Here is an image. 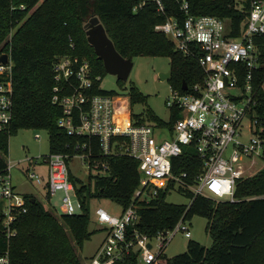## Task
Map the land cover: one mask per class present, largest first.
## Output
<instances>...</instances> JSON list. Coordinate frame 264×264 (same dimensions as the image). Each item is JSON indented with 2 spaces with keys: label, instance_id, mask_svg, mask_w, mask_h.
<instances>
[{
  "label": "trees",
  "instance_id": "1",
  "mask_svg": "<svg viewBox=\"0 0 264 264\" xmlns=\"http://www.w3.org/2000/svg\"><path fill=\"white\" fill-rule=\"evenodd\" d=\"M182 1L187 3L191 15L216 17L225 22L230 37L239 36L248 0H162L163 14L150 2L134 10L141 0H0V54L8 53L12 63V119L9 127L0 132V172L6 167L9 137L19 130L45 131L49 154L66 155L67 163L73 157L88 154L90 167L107 166L105 175L89 176L86 184L70 175L82 205L80 214L56 216L35 198L24 197L27 212L16 216L15 235L8 240L3 236L0 216V253L8 251L10 264H82L77 251L94 233L88 230L86 208L93 197L108 199L122 210L133 203L139 216L136 229L149 237L172 229L181 218L206 219L205 231L212 240L211 246L206 248L189 240L183 253L171 258L161 255L165 264H264V166L253 177L237 181L234 202L196 196L188 205L171 204L164 201L165 192L148 202H138L133 200L140 178L136 161L124 155L103 156L97 140L69 136L56 125L62 115L61 108L51 102L56 58L76 56L88 61L94 75L103 79L106 74L86 41L84 25L92 15L98 17L121 57L168 59L167 82L171 90L181 91L183 83L188 87L200 83L203 72L196 60L182 56L164 35L154 30L168 18L183 19ZM254 44L261 65L251 85L257 99L255 115L264 127V35L255 37ZM117 84L124 86L119 81ZM97 86L98 83L92 93L115 94ZM123 96L128 109L146 102V97L133 86ZM177 118L175 111L170 112L167 122L150 110L144 116L157 126L169 128ZM198 169L199 161L186 151L172 163L174 174L186 173L187 184L194 183ZM182 194L189 201L192 199L191 193ZM121 264L138 262L135 255H130Z\"/></svg>",
  "mask_w": 264,
  "mask_h": 264
},
{
  "label": "built area",
  "instance_id": "2",
  "mask_svg": "<svg viewBox=\"0 0 264 264\" xmlns=\"http://www.w3.org/2000/svg\"><path fill=\"white\" fill-rule=\"evenodd\" d=\"M148 2L156 5L158 13H164L162 0H141L134 10ZM180 11L183 19L168 18L154 30L164 35L175 51L196 60L203 78L200 83L186 86L185 91L171 90L165 105L169 114H178L171 128L132 115L123 94L92 93L96 83L100 90L101 77L93 74L88 61L70 55L56 58L52 66L51 102L62 110L56 125L69 136L97 140L103 156L124 155L136 161L140 178L134 201L148 202L160 192L167 194L176 187L181 193L192 194L189 203L196 196L234 202L237 181L247 178L254 165L264 166V127L255 115L257 99L251 85L261 65L254 38L264 35V0H248L236 38L229 36L224 21L191 15L185 1ZM2 54L7 55L8 61L0 64V132L9 127L12 119V63L8 53ZM34 138L38 140L40 136L35 134ZM184 151L199 161L193 184L185 182L186 173L172 171L173 160ZM78 157L95 176L107 172L104 164L101 169L90 167L88 154ZM67 158L48 154L6 163L5 170L0 172V216L5 239L15 235L16 216L27 212L26 200L16 193L10 175L17 165L43 169L39 175L26 174L36 184L44 185L47 204L56 192H61L63 215L82 212ZM94 218L104 236L88 264H121L130 255H135L138 264H165L161 255L175 236L191 237L189 221L182 218L172 229L158 231L151 237L139 233V216L133 203L121 210L119 216L96 209ZM0 264H10L8 251L0 253Z\"/></svg>",
  "mask_w": 264,
  "mask_h": 264
},
{
  "label": "rangeland",
  "instance_id": "3",
  "mask_svg": "<svg viewBox=\"0 0 264 264\" xmlns=\"http://www.w3.org/2000/svg\"><path fill=\"white\" fill-rule=\"evenodd\" d=\"M237 7L241 8V5H237ZM30 13L31 11L22 21H24ZM132 65L128 80L123 83L124 86L122 88L118 86L115 77L105 74L99 85L100 90L104 92L125 94V91L127 92L129 87L133 86L146 97V102L143 104L136 103L131 105V114L138 115L140 119H144L145 112L150 110L161 121L167 122L169 119V111L165 105V101L170 96L171 89L166 80L160 79V74L169 72V60L166 58L140 56L132 59ZM35 134L40 136L38 140L34 138ZM48 154L49 140L48 134L45 131L19 130L16 134L9 137L8 152L4 157V160L5 163H8L9 161L19 162L25 158L36 159L37 157H45ZM68 167L71 176L83 184L87 183L89 176H95L93 172L88 171L78 156L73 157L69 161ZM261 169V163L254 165L248 170L250 174L248 177H253ZM26 172L39 175L40 173H43V169L25 164H20L14 167L11 170L10 175L16 193L23 197L35 198L56 216L63 215L61 210V192H56L51 197L49 204H47L44 185L36 184L34 180L29 179ZM90 182L91 188L93 189V180H90ZM72 201L74 206H76L75 198H72ZM164 201L178 205L189 204V200L176 187L169 190ZM86 208L89 216L88 230L94 233L89 240L83 243L82 248L77 251L82 264H88V260L93 256L104 236L103 230H101L95 221L94 211L96 209H102L110 216H119L122 210L120 206L112 201L96 197L88 200ZM76 212L79 213L78 210H76ZM206 223L207 221L204 218L193 217L189 221L191 237L185 239L181 234L175 236V238L164 249L163 257L171 258L183 253L189 240L195 241L203 247L209 248L212 244V240L205 231Z\"/></svg>",
  "mask_w": 264,
  "mask_h": 264
},
{
  "label": "water",
  "instance_id": "4",
  "mask_svg": "<svg viewBox=\"0 0 264 264\" xmlns=\"http://www.w3.org/2000/svg\"><path fill=\"white\" fill-rule=\"evenodd\" d=\"M86 41L93 49L96 58L102 62L106 74L116 78L117 81L125 83L128 80L132 69V60L121 57L115 50L112 41L106 34V31L98 17L92 15L84 25ZM8 57L6 54L0 55V64H7ZM170 72L160 74L161 80H168ZM186 85L183 83L181 90L185 91ZM33 203L34 199H30ZM150 248V245H147Z\"/></svg>",
  "mask_w": 264,
  "mask_h": 264
}]
</instances>
